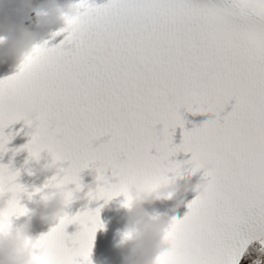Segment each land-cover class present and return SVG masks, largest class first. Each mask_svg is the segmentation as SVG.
Listing matches in <instances>:
<instances>
[{"label":"snow or ice","instance_id":"6c2138e0","mask_svg":"<svg viewBox=\"0 0 264 264\" xmlns=\"http://www.w3.org/2000/svg\"><path fill=\"white\" fill-rule=\"evenodd\" d=\"M75 6L78 15L54 33H66L59 45H36L14 75L0 79V129L26 114L38 118L30 144L54 147L67 161L62 179L77 186L90 163L119 171L98 177L107 188L110 180L179 168L169 157L195 145L217 166L184 217L173 216L168 264H236L237 226L247 219L264 231V48L258 46L264 0H108L99 7L79 0ZM207 94L219 104L204 106ZM181 108L216 119L182 133L174 147V130L184 126ZM9 139L0 135V149ZM117 194L106 192V199ZM24 211L13 206L15 215ZM73 223L79 231L68 236ZM102 227L99 208L66 214L37 245L49 264H90Z\"/></svg>","mask_w":264,"mask_h":264},{"label":"clouds","instance_id":"9594fccd","mask_svg":"<svg viewBox=\"0 0 264 264\" xmlns=\"http://www.w3.org/2000/svg\"><path fill=\"white\" fill-rule=\"evenodd\" d=\"M77 3L74 0H65L64 3H59L58 0H43L40 6L34 7V0H0V64L12 61L19 66L38 45L36 41L40 38L42 29L58 23H62L64 28L65 18H75L78 15L80 9L75 6ZM31 13L35 14V27L31 24L25 27L23 20ZM258 46L264 48V40L259 41ZM202 104L216 106L219 104V99L215 94H207ZM20 121H23V128L26 129L24 134L30 137L25 144L29 147L23 146L27 151L28 159L39 163L41 153H46L41 170L51 172L52 175L42 186L34 188L29 193L25 187L17 183L18 172L11 171L9 167H0V264H49L48 256L42 253L37 245L39 236L34 237L30 234L29 219L37 212L43 222L57 224L66 215L65 210L76 202L77 198L86 201L87 204L102 200L107 205L117 197H123L119 207L127 213L125 227L118 234V246L126 247L122 264H168L166 254L173 249L169 225L174 215L150 214L145 206L151 207L156 202L169 200L182 190L203 194L207 189L210 174L216 170L214 158L201 153L194 145L190 150L191 157L179 162V168L166 169L152 178L136 175L122 182L116 180L114 185L107 188L103 181L98 179L106 173L105 170L101 165L93 162L85 169L95 173L97 186L94 189L89 186L83 196L77 197L84 186L80 178L79 186L75 182H66L62 179L61 173L66 168L64 165L67 161L54 147L39 148L30 144L31 138L38 132V118L26 114ZM4 129H0V135L4 136ZM9 142L8 140L6 144ZM2 152L4 150L0 149V153ZM198 173L199 178L193 183L192 177ZM111 174L120 175L118 170ZM69 185L73 187L69 188ZM109 191L119 194L106 199V192ZM35 195H39V203L42 207L30 209L21 203L22 196L32 201ZM180 202L177 201L174 207H178ZM14 205L23 207L24 213L15 215ZM85 208L87 209L86 205ZM100 211L99 208V220ZM21 217L29 219L14 227L13 221ZM252 238L259 241V252L264 254V245L261 243L264 240V231H255ZM90 264H92L91 259ZM255 264H259V261Z\"/></svg>","mask_w":264,"mask_h":264},{"label":"bare ground","instance_id":"6f19581e","mask_svg":"<svg viewBox=\"0 0 264 264\" xmlns=\"http://www.w3.org/2000/svg\"><path fill=\"white\" fill-rule=\"evenodd\" d=\"M246 252H247V251H246ZM252 253H253L254 255H257V258H259V259H261V260H262V258H263L262 256H264V254H261L260 252L257 253L256 251H253ZM249 258L252 259L251 256H249Z\"/></svg>","mask_w":264,"mask_h":264},{"label":"rangeland","instance_id":"374dc122","mask_svg":"<svg viewBox=\"0 0 264 264\" xmlns=\"http://www.w3.org/2000/svg\"><path fill=\"white\" fill-rule=\"evenodd\" d=\"M251 254V253H250ZM264 258V256H262Z\"/></svg>","mask_w":264,"mask_h":264}]
</instances>
